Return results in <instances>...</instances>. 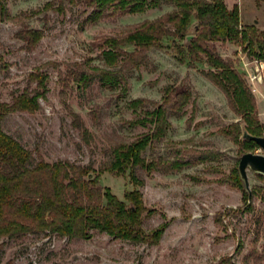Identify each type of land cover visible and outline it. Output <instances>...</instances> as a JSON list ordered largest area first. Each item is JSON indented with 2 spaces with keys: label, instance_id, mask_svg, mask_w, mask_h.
I'll return each instance as SVG.
<instances>
[{
  "label": "rangeland",
  "instance_id": "obj_1",
  "mask_svg": "<svg viewBox=\"0 0 264 264\" xmlns=\"http://www.w3.org/2000/svg\"><path fill=\"white\" fill-rule=\"evenodd\" d=\"M48 1L7 0L9 18L0 20V55L5 61L0 63V99L12 102L26 88L34 92L37 82L31 81L32 72L40 70L48 75V92L46 98H40V108L8 114L5 130L49 162L70 160L92 164L97 170L110 159L111 145L118 140L130 141L148 130L124 122L135 117L128 102L137 97L161 101L164 86L185 79L193 88L191 101L182 116L171 115L166 136L148 146L143 156L149 160L174 158L178 149H183L191 163L182 170L151 174L139 169V176L145 179L142 186L133 184L129 174L105 171L101 175V184L121 199H125L126 189L142 190L145 205L155 209L144 216L145 230L168 224L159 243H135L105 232H97L90 239L28 233L0 239V264H264V201L259 195L253 196L254 208L247 210L245 193L233 171L243 153L264 154V149L258 145L244 147L222 132L235 122L245 126V121L233 110L223 90L202 73L210 68L206 61L190 67L178 62L169 48L152 49L147 64L128 73L130 87L124 98L99 79L86 89H79L69 79L70 71L79 68L76 63H86L88 58H92L91 65L103 66L96 41L159 17L174 6L164 3L142 13L89 23L86 17L92 8L83 0H64V11L59 10L60 0L45 9ZM226 2L231 7L239 5L242 25L264 30V0ZM194 24L195 20L192 31ZM25 27L44 31L34 48L17 37ZM164 42L169 45L170 38ZM126 48L132 50L134 46ZM215 49L223 58L231 59L245 79L264 125V59L251 54V46L242 41H217ZM74 112L94 134L90 144L73 125ZM247 171L251 189L264 186L261 175Z\"/></svg>",
  "mask_w": 264,
  "mask_h": 264
},
{
  "label": "trees",
  "instance_id": "obj_2",
  "mask_svg": "<svg viewBox=\"0 0 264 264\" xmlns=\"http://www.w3.org/2000/svg\"><path fill=\"white\" fill-rule=\"evenodd\" d=\"M83 1L92 8L86 17L89 23L109 16L142 13L164 3L172 4L174 8L154 19L131 25L119 34L96 41L103 66L91 65L92 58H88L86 63H76L79 68L70 71L69 79L79 89H86L99 79L106 88L118 90V96L124 98L130 87L128 73L147 64L150 50L169 48L178 62L187 63L190 67L206 61L210 68L202 70V73L223 90L233 110L242 115L245 126L235 122L222 132L244 147L260 146L253 139H241L245 131L253 135L264 134V125L257 116L255 95L232 60L223 58L215 49L217 41H242L251 46V54L264 59V30L255 25H242L238 4L230 7L226 0ZM53 5L54 0H51L44 8L50 9ZM59 10H65L64 0H60ZM7 18V0H0V20ZM43 34L40 28L25 27L17 32V37L25 40L29 48H34ZM189 35H193L190 40L187 39ZM166 38H170L169 45L164 42ZM127 45H133L134 49H127ZM0 63L5 64L1 55ZM30 76L31 81L37 82L34 92L26 88L14 96L12 102L0 99V239L42 232L90 239L97 232H105L135 243H159L168 224L145 230L144 216L151 215L155 209L145 205L142 190L126 189L125 199H121L111 188L103 186L100 178L105 171L129 174L133 184L142 186L145 179L139 176V169L151 174L157 170H182L191 163L185 158L183 149H178L174 158L149 160L143 156L148 146L166 136L172 125L171 115L180 117L184 113L193 97L189 82L184 79L179 84L164 86L161 101L145 97L131 99L128 107L135 117L124 122L131 127H148V130L130 141L118 140L111 145L110 159L96 170L92 164L70 160L49 162L40 153L36 156L32 149L5 130L3 123L8 114L35 112L41 106L40 98H46L48 75L38 70ZM149 104L154 106L149 107ZM97 116L94 111L93 117L97 119ZM73 117V125L82 133V139L90 144L94 134L79 113L74 112ZM233 171L245 193L246 209L252 210V198L250 201L239 169L234 168ZM259 175L264 178V175ZM255 195L264 201V186L253 188L251 197Z\"/></svg>",
  "mask_w": 264,
  "mask_h": 264
},
{
  "label": "water",
  "instance_id": "obj_3",
  "mask_svg": "<svg viewBox=\"0 0 264 264\" xmlns=\"http://www.w3.org/2000/svg\"><path fill=\"white\" fill-rule=\"evenodd\" d=\"M192 36L193 35H189L187 39L190 40ZM243 137L255 140L264 149V135H253L248 131H245ZM238 169H239L240 177L243 181V185L250 194V201H251L252 189L249 184V177L247 170L251 169L256 173L264 175V154L254 153V152L243 153L238 164Z\"/></svg>",
  "mask_w": 264,
  "mask_h": 264
},
{
  "label": "crops",
  "instance_id": "obj_4",
  "mask_svg": "<svg viewBox=\"0 0 264 264\" xmlns=\"http://www.w3.org/2000/svg\"><path fill=\"white\" fill-rule=\"evenodd\" d=\"M229 5V4H228ZM230 6V5H229ZM231 7V6H230Z\"/></svg>",
  "mask_w": 264,
  "mask_h": 264
}]
</instances>
